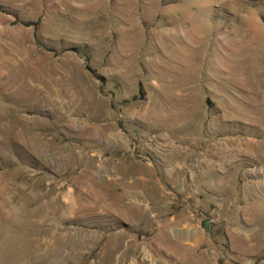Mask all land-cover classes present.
<instances>
[{
	"label": "rangeland",
	"instance_id": "rangeland-1",
	"mask_svg": "<svg viewBox=\"0 0 264 264\" xmlns=\"http://www.w3.org/2000/svg\"><path fill=\"white\" fill-rule=\"evenodd\" d=\"M0 264H264V0H0Z\"/></svg>",
	"mask_w": 264,
	"mask_h": 264
},
{
	"label": "bare ground",
	"instance_id": "bare-ground-1",
	"mask_svg": "<svg viewBox=\"0 0 264 264\" xmlns=\"http://www.w3.org/2000/svg\"><path fill=\"white\" fill-rule=\"evenodd\" d=\"M128 192H129V191H128ZM130 193H131V192H130ZM127 194H128V193H127L126 191L122 192V197H123V196H127ZM136 194H137V193H136ZM136 194H135V195H136ZM138 196H139V195H138ZM127 197H128V196H127ZM117 199H118V198H117ZM125 212H126L127 215H129V217H130V216L132 217V209H131V208H129V209H128V208H125Z\"/></svg>",
	"mask_w": 264,
	"mask_h": 264
}]
</instances>
